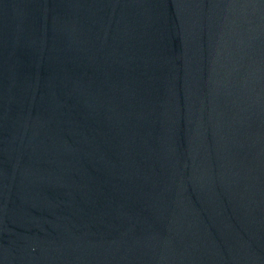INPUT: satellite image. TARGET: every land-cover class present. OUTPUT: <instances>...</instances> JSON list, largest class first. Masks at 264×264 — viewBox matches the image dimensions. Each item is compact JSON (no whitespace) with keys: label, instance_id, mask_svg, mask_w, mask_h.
Here are the masks:
<instances>
[{"label":"water","instance_id":"obj_1","mask_svg":"<svg viewBox=\"0 0 264 264\" xmlns=\"http://www.w3.org/2000/svg\"><path fill=\"white\" fill-rule=\"evenodd\" d=\"M0 264H264V0H0Z\"/></svg>","mask_w":264,"mask_h":264}]
</instances>
